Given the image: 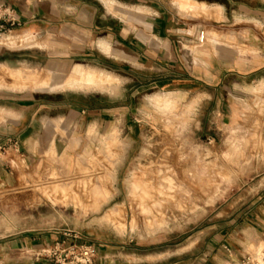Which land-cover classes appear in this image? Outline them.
<instances>
[{
	"label": "rangeland",
	"instance_id": "obj_1",
	"mask_svg": "<svg viewBox=\"0 0 264 264\" xmlns=\"http://www.w3.org/2000/svg\"><path fill=\"white\" fill-rule=\"evenodd\" d=\"M151 1L178 19L201 16L205 42L181 37L179 46L194 59L208 55L212 7L185 13L189 9L181 0ZM221 1L233 13L244 5L264 10L263 0ZM244 27L237 23L239 31ZM2 37L19 44L0 46V94L25 98L38 92L51 115L53 97L71 88L37 89L33 83L51 82L53 73L63 83L69 73L59 71L46 53L25 50L33 42L24 34L1 31ZM47 42L39 46L49 47ZM102 68L117 71L110 62ZM120 75L112 90H75L87 93V118L77 113L63 120L56 145L54 136L45 135L42 145H34L36 157L25 162L23 148L12 142L11 179L0 182V264H56L49 250L64 240L165 239L174 252L196 243L206 246L216 233L232 236L233 226L245 223L264 194V97L259 87L246 94L238 87L229 90V105L235 109L230 120L215 112L213 103L198 102L195 94L138 88L137 74L127 69ZM59 101L60 113H67L63 98ZM83 120L87 132L79 131ZM93 125L95 133L90 134ZM163 222L169 227L161 228Z\"/></svg>",
	"mask_w": 264,
	"mask_h": 264
},
{
	"label": "crops",
	"instance_id": "obj_2",
	"mask_svg": "<svg viewBox=\"0 0 264 264\" xmlns=\"http://www.w3.org/2000/svg\"><path fill=\"white\" fill-rule=\"evenodd\" d=\"M181 1L189 9L185 13L201 12L205 7L213 9L211 24L214 31L211 45L206 49L207 56L194 59L179 46L181 37L197 42L204 29V19L193 15L178 19L160 2L0 0V6L8 8L17 20L13 27L8 24L9 33L24 34L29 42H33L24 49L46 53L55 58L59 71L69 73L68 80L63 83L56 82L54 73L51 82L34 81L36 88L63 85L74 89L64 94L57 92L51 115L38 92L25 98L0 94V182L6 184L11 179L9 150L12 142L23 148L25 162L36 157L34 145L36 142L42 145L45 135L54 136L56 145L58 128L63 120L77 113L87 118V93L75 90H112L120 72L127 69L137 74L138 88H176L187 96L195 94L198 102L213 103L214 111L223 119L234 117L235 109L229 105L232 88L243 89L246 94L256 86L264 97V10H253L244 5L240 13H233L221 0ZM238 22L244 23V31L237 29ZM2 38L15 44L0 46L19 44L13 37ZM47 39L51 41L49 47L39 46L48 45ZM241 47L244 53H241ZM255 48L256 53L252 51ZM74 62L79 63L72 67ZM108 62L116 65L117 71L103 69ZM90 72L99 77L97 80L95 76V84L90 74L86 81L82 80L83 74ZM159 72L162 74H157ZM141 75L148 76V80L140 82ZM39 81L42 82L38 85ZM0 87L3 84L0 83ZM60 98L67 104V113H60ZM86 126L87 120H83L79 131L87 132ZM95 128V125L91 126L89 133L94 134ZM261 190L264 193V186ZM258 199L245 223L233 226L232 236L218 237L216 233L206 246L196 243L188 250L174 252L165 244V239L107 240L103 243L84 240V243L97 247L94 264H243L246 255L264 251V194H259Z\"/></svg>",
	"mask_w": 264,
	"mask_h": 264
},
{
	"label": "built area",
	"instance_id": "obj_3",
	"mask_svg": "<svg viewBox=\"0 0 264 264\" xmlns=\"http://www.w3.org/2000/svg\"><path fill=\"white\" fill-rule=\"evenodd\" d=\"M11 12L5 6H0V32H9L8 24L13 27L17 20L11 16ZM206 32L200 31L198 43H204ZM264 236V234H263ZM49 256L53 257L56 264H94L97 258V247L94 244H79L67 241H58L49 250ZM243 264H264V251L256 255H246Z\"/></svg>",
	"mask_w": 264,
	"mask_h": 264
},
{
	"label": "bare ground",
	"instance_id": "obj_4",
	"mask_svg": "<svg viewBox=\"0 0 264 264\" xmlns=\"http://www.w3.org/2000/svg\"><path fill=\"white\" fill-rule=\"evenodd\" d=\"M0 43H1V45H4V44H8V45H13V44H15V43H11L10 42V40H8V39H3V38H1L0 39ZM91 75V77H92V82H94V84H95V81H94V79H95V76L96 75H94L92 72H90V73H87V74H83V77H82V80H84V81H86V79H87V75ZM97 77V76H96ZM79 78V77H78ZM98 78L99 77H97V80H98ZM96 80V81H97ZM42 82V81H41ZM41 82H39L38 83V85L41 83ZM42 83H48V81H45V82H42ZM160 226H162L161 228H168L169 227V224L167 223V222H163V224H161ZM158 228V227H157ZM159 229V228H158Z\"/></svg>",
	"mask_w": 264,
	"mask_h": 264
}]
</instances>
